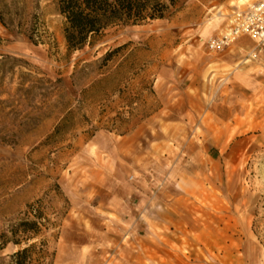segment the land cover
<instances>
[{
    "label": "rangeland",
    "instance_id": "obj_1",
    "mask_svg": "<svg viewBox=\"0 0 264 264\" xmlns=\"http://www.w3.org/2000/svg\"><path fill=\"white\" fill-rule=\"evenodd\" d=\"M256 1L178 0L69 53L55 0H0V264L32 243L42 264H264V56L205 45Z\"/></svg>",
    "mask_w": 264,
    "mask_h": 264
},
{
    "label": "trees",
    "instance_id": "obj_2",
    "mask_svg": "<svg viewBox=\"0 0 264 264\" xmlns=\"http://www.w3.org/2000/svg\"><path fill=\"white\" fill-rule=\"evenodd\" d=\"M177 3L178 0H55L56 11L64 20L63 38L69 53L91 46L114 27L139 26L162 20ZM33 23L36 26L39 19L33 17ZM27 33L28 38L37 44L34 38H40L37 32L31 29ZM116 52L118 49L106 53L103 60L107 61ZM34 217L39 219V216ZM19 229L20 233L30 232L35 237L39 228L37 221H31L20 223ZM13 235H17L16 232ZM12 243L20 245L21 241ZM44 257L43 250L36 252V243H32L10 255L7 264H42Z\"/></svg>",
    "mask_w": 264,
    "mask_h": 264
},
{
    "label": "built area",
    "instance_id": "obj_3",
    "mask_svg": "<svg viewBox=\"0 0 264 264\" xmlns=\"http://www.w3.org/2000/svg\"><path fill=\"white\" fill-rule=\"evenodd\" d=\"M242 38L253 42L255 49L264 48V0L227 16L220 33L208 38L205 45L209 52L221 53Z\"/></svg>",
    "mask_w": 264,
    "mask_h": 264
},
{
    "label": "crops",
    "instance_id": "obj_4",
    "mask_svg": "<svg viewBox=\"0 0 264 264\" xmlns=\"http://www.w3.org/2000/svg\"><path fill=\"white\" fill-rule=\"evenodd\" d=\"M254 50L256 53V55L258 54L259 56H264V48L262 49H255V46L253 48V55H255L254 53ZM252 51V50H251ZM257 55V57H258ZM225 64L227 63V61L224 62ZM220 63H209V65L213 66V65H218ZM223 92H219L215 99H216V112H217V120L218 122H222L223 123V128L226 129V130H230V129H234V128H240L242 124H239V122L237 120H235L234 118H236L237 114L235 113L234 109L232 110H226V107L228 106H234L235 105V102L234 100L231 99V95H227V96H222ZM233 97V95H232ZM201 103L203 104V99L201 100ZM208 105V100L206 102ZM222 110V112H221ZM193 112H200V116H201V127H204L205 126V119L207 117V115L209 114V108L207 106L203 107V105H201V109L200 110H193ZM222 114V116H221ZM208 119V117H207ZM207 121V120H206ZM208 126V123H206ZM247 124L244 125V127L246 126ZM227 141V136H224L222 137V144L226 143Z\"/></svg>",
    "mask_w": 264,
    "mask_h": 264
}]
</instances>
